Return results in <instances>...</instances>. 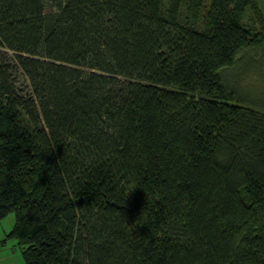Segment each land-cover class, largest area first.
<instances>
[{"label":"trees","instance_id":"obj_1","mask_svg":"<svg viewBox=\"0 0 264 264\" xmlns=\"http://www.w3.org/2000/svg\"><path fill=\"white\" fill-rule=\"evenodd\" d=\"M184 3L0 0V221L23 264H264V88L226 76L264 53L258 0H212L203 27Z\"/></svg>","mask_w":264,"mask_h":264},{"label":"rangeland","instance_id":"obj_2","mask_svg":"<svg viewBox=\"0 0 264 264\" xmlns=\"http://www.w3.org/2000/svg\"><path fill=\"white\" fill-rule=\"evenodd\" d=\"M165 1L167 2L168 0ZM188 1L189 0H185V3L182 5V19L188 23H198L199 26L203 27L206 22V18L208 17L212 0H203L202 9L199 10L192 9L190 2ZM258 4L259 10L249 7L246 9L243 16L244 23L253 28L254 31H260L264 23L262 22L264 19V0H258ZM252 57H254V59L256 58L257 63L258 60L264 62V53L262 51H257L253 48L247 49L239 55V61L236 65L227 69L226 76L230 80L236 82L234 84L235 86L238 85L239 88H248L247 91L250 90V92L253 93L254 91L259 92L261 88H264V85L260 86V78L263 75L262 70L252 64L251 67L246 69L243 68L241 71L245 62ZM254 88L256 90H254ZM15 221V212L9 213L0 221V264H23L24 262L21 245L19 244L17 238L10 236V232L14 227Z\"/></svg>","mask_w":264,"mask_h":264}]
</instances>
